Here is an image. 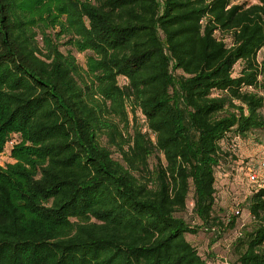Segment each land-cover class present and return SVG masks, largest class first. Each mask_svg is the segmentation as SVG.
Instances as JSON below:
<instances>
[{"label":"trees","instance_id":"obj_1","mask_svg":"<svg viewBox=\"0 0 264 264\" xmlns=\"http://www.w3.org/2000/svg\"><path fill=\"white\" fill-rule=\"evenodd\" d=\"M263 49L264 0H0V152L20 137L0 165V264H216L187 235L224 227L223 141L264 130ZM127 99L155 142L125 148ZM261 184L231 264H264ZM192 187L199 226L181 216Z\"/></svg>","mask_w":264,"mask_h":264},{"label":"rangeland","instance_id":"obj_2","mask_svg":"<svg viewBox=\"0 0 264 264\" xmlns=\"http://www.w3.org/2000/svg\"><path fill=\"white\" fill-rule=\"evenodd\" d=\"M256 0H253V2ZM59 28L47 29V33L53 35ZM39 45L44 46V40L38 36ZM60 48L63 52L73 51L77 57L78 62L82 67H86V62L89 52H77L71 45L67 44V37L63 36L59 39ZM264 54V49L260 56ZM241 63L238 64L239 69ZM127 80L124 77L119 78V85L124 86ZM126 113L128 121H122L121 117L115 116L113 120L118 124L119 131L122 132L125 148H128L129 143L133 145L135 134L140 131L143 134H149L152 141L155 142L154 134H151L147 127V122L140 108H136L131 100H126ZM116 140L121 142V138L117 135ZM14 141L10 144L8 141ZM229 141H223V160L221 165L217 168V188H218V202L216 206V215L219 216L223 222V228L217 227L216 230L212 227L209 231L200 230L196 235L188 234L187 238L195 244L203 256L211 254L212 259L216 264H226L225 258L228 262H236V256L232 250V244L235 242L238 232L241 231V224L244 222L247 228L252 225L251 216L244 208L247 198L251 195L257 184L250 182L249 177L252 172L264 174V170L259 168L264 161V130L255 131L247 138L234 137V134L229 135ZM5 148L0 152V165L5 166L8 162H14L12 158V150L20 142L19 135L12 133L9 136ZM104 145H108V137L104 135L101 139ZM117 156V154H116ZM160 158L163 164L166 163L163 153L156 151L150 157V167L152 168ZM194 189L188 198L187 211L182 213L190 224L199 226L202 221L196 214L192 213ZM242 208L241 215L236 218V225L231 227L229 222L234 216L232 212ZM244 208V209H243ZM220 229V230H219Z\"/></svg>","mask_w":264,"mask_h":264},{"label":"built area","instance_id":"obj_3","mask_svg":"<svg viewBox=\"0 0 264 264\" xmlns=\"http://www.w3.org/2000/svg\"><path fill=\"white\" fill-rule=\"evenodd\" d=\"M244 1L251 2V3L253 2V0H236V3H241V2H244ZM9 143L13 144L14 141L11 140V141H9ZM259 168L261 170H264V161L260 164ZM263 176H264V174H260V173H257V172H252L250 177H249V180L253 184H257L259 182V184L257 186H261L262 185L261 182H262ZM236 212H238V210H234L232 212V214H236ZM244 226H245V223L242 222L241 228H243ZM225 262H226V264H231V263L228 262L227 258H225Z\"/></svg>","mask_w":264,"mask_h":264}]
</instances>
